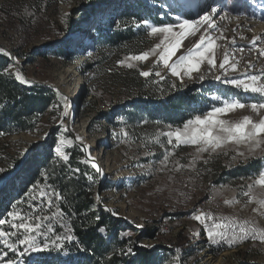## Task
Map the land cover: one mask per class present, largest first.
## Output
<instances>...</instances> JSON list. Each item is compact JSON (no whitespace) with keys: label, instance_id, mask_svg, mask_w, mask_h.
Wrapping results in <instances>:
<instances>
[{"label":"rangeland","instance_id":"374dc122","mask_svg":"<svg viewBox=\"0 0 264 264\" xmlns=\"http://www.w3.org/2000/svg\"><path fill=\"white\" fill-rule=\"evenodd\" d=\"M209 5L217 8L214 20L228 37L227 41L218 42L226 45V49L217 50V62L227 50L240 60L241 70L246 68L248 61L255 66L254 73L264 69V57H260L250 44L253 38L264 37V0H169L170 23H175L177 16L198 19ZM118 9L119 0H0V48L10 53V72L15 76L19 70L30 81L25 85L37 82L53 89L58 95L55 104L59 105L56 109L53 106L48 109L34 131L0 135V169H4L0 178L11 175L0 193L16 178L36 149H43L44 144L53 141L55 152L63 136L72 141L64 147L65 154L69 149H79L81 161L85 163L88 159L82 149H87L91 157L103 153L104 163L115 160V168L122 167L130 173L133 170L140 176L139 182L130 190L121 189V184L117 187L113 184L111 188L103 182L104 177L103 181L98 177V185H103L100 199L103 205L96 200L98 194L94 200L105 211L111 208L116 212L113 215L106 211L112 219L135 230L134 246L155 250L170 245L172 250L167 249V264H264V244L258 241L249 240L232 247H227L225 242L214 247L206 238L202 246L191 251L193 254H189L190 249L184 252L183 246L189 247L195 240L189 236L188 226L195 225L181 219L204 195L202 191L197 194L184 187L185 183H192L198 190L203 188L202 193L211 187L217 200L239 201L226 204L222 217L250 219L264 227V215L253 211L258 205L247 204L248 198L242 194L258 172L264 170V147L250 153L246 146L229 144L217 152L199 154L195 166L188 167L197 155L195 148L167 145L166 138L159 134L169 130V126L173 129L179 126L148 118L144 102L160 103L174 93L187 90L203 102L204 112H207L213 106H219L220 101L215 97L239 98L247 104L258 102L260 97L223 83L225 77L221 71H210L207 65L202 66L199 73L194 72L191 78L172 76L162 64L155 62L156 57L134 61L135 67L131 69L122 66L119 62L126 56L148 51L158 43V38L147 32L121 49L107 46L103 41L104 31L129 26L118 20ZM16 17L31 30L25 41L22 31L10 27V24L16 25L13 24L18 21L13 19ZM211 31L214 35L219 34L216 30ZM197 39L198 36L186 40L185 47L177 55ZM51 41L54 43L48 44ZM257 46L264 47V38L257 41ZM40 53L47 57L41 59ZM141 70L151 71L152 75L142 77ZM156 72L161 76H156ZM217 75L221 80L215 78ZM69 91H78L77 97H71ZM59 94L68 97L67 116H62ZM244 115L258 119L249 109L238 110L224 118L237 120ZM78 119L86 123L84 133L81 128L72 126ZM124 132L128 135H123ZM77 136L82 138V143L75 139ZM157 137L160 143H156ZM168 150L174 151L175 155L170 157L167 168L162 169L160 160ZM238 152H243L244 156L237 155ZM177 161L185 167L175 170ZM85 164L90 166V163ZM254 165H260V170L253 169ZM237 170H242L243 174L233 175ZM253 194L264 199V189L259 186L254 187ZM110 202L115 204L113 208ZM130 212L132 215H127ZM181 233L186 243L177 252L173 246ZM19 260H16L17 264H22Z\"/></svg>","mask_w":264,"mask_h":264},{"label":"trees","instance_id":"16d2710c","mask_svg":"<svg viewBox=\"0 0 264 264\" xmlns=\"http://www.w3.org/2000/svg\"><path fill=\"white\" fill-rule=\"evenodd\" d=\"M168 3L169 0H119L117 18L129 26L104 31V43L111 48L121 49L136 41L139 36L144 37L148 29L143 25L134 27L142 20H148L154 25L170 23L172 12L167 9ZM13 19L18 21L12 22L16 25L10 24V27L22 31L23 40H27L31 30L18 17ZM52 43L54 41L48 44ZM40 56L41 59L47 57L45 53H40ZM11 67L10 57L0 54V135L34 131L44 114L58 100L57 93L51 88L20 83L10 72ZM144 102L147 104L148 118L179 127L192 116L206 110L203 102L187 90L174 93L160 103L149 104L148 100ZM55 144L49 141L43 145V149H36L16 178L0 193V218L10 219L7 213L14 210L13 205H18L16 210L22 215L27 214L29 205L37 203L29 198L34 185L45 188L49 193L55 189L62 199L56 201L53 196L55 203L51 210L44 204V212L40 214L50 216L51 211H55L58 205L64 216L52 218L51 226L55 231L49 233V236L54 239L57 234H71L76 239L64 241L62 249H56L49 244L47 250L39 253L28 252L23 257L19 256L23 246L17 244V252L13 253L0 241V253L7 252L6 259H20L22 264H167V249L172 250L170 245L155 250L134 246L132 241L135 230L120 220L112 219L102 207L95 206L98 175L81 161L80 150L69 149V160L64 161L54 152ZM252 168L259 171L260 165ZM240 174H243L242 170L233 172L235 176ZM67 220L70 221V232L65 227ZM4 227L7 229L8 226ZM100 227L105 229L103 233L99 231ZM37 239L40 241L43 237ZM15 240L16 237H10L8 243H14ZM185 243V237L181 233L174 245L177 244L181 249ZM226 246L229 247L228 244ZM128 248L132 249L130 253ZM189 254H193L191 250Z\"/></svg>","mask_w":264,"mask_h":264},{"label":"snow or ice","instance_id":"6c2138e0","mask_svg":"<svg viewBox=\"0 0 264 264\" xmlns=\"http://www.w3.org/2000/svg\"><path fill=\"white\" fill-rule=\"evenodd\" d=\"M217 11L216 7L209 5L207 10L198 19L177 16L175 23H161L159 25H153L148 20H142L136 26L140 27L143 25L149 29L148 35L157 37L158 43L148 51H143L137 55L126 56L124 60L119 62L122 66H127L131 69L135 67L134 61H147L150 57H156L155 62L157 64H162L165 69L170 71L172 76L178 78H182L183 76L191 78L194 72L199 73L202 66L207 65L210 71H221L225 77L222 81L223 83L232 85L244 93H251L260 97L258 102L250 104L241 102L239 98L221 99L220 97H215L216 100L220 101L219 106H213L211 110L203 114L192 116L181 127L173 129L172 126H169V130L161 132L159 135L165 137L167 145L173 148H179L181 146H192L195 148L197 155L193 157V162L188 167L195 166V161L200 158L199 154H211L229 144L246 146L250 153L264 147V69H260L254 73L252 69L255 66L251 61H248L246 68L241 70L239 67L240 60L236 59L235 56H231L227 50L224 51L219 63L217 62V50L220 48L226 49V45H221L218 42L228 40V37L218 28L214 20ZM211 30H216L219 34H212ZM197 36L198 39L190 47H187L177 55L185 47L186 40L190 37ZM262 38L264 37L257 36L250 41L252 49H255L260 57H264V47H258L257 41ZM231 43L235 44V40H232ZM0 54L5 56L10 55L4 48H0ZM139 74L147 78L152 75V72L141 70ZM155 75L159 77L161 73L156 72ZM15 78L22 84L30 83L19 70L16 71ZM215 78L221 80L220 75H217ZM200 79H203V76ZM172 87H175V84ZM59 101L63 105L62 116H67L68 97L59 94ZM57 107L59 105H53V109ZM243 109H249L258 119H254L252 115H244L237 120L224 118L230 113H235ZM65 131H67L66 128ZM123 135L127 136L128 134L124 132ZM75 139L82 143L81 137L77 136ZM71 143L72 141L62 136L57 144L56 153L64 161L69 160V155L65 154L63 149ZM156 143H160L158 137ZM163 146L161 144V147ZM84 151L87 152V149H84ZM174 155V151L168 150L165 152L163 158L160 160L162 169L167 168L170 157ZM237 155L244 156V153L238 152ZM84 162L91 163L92 168L97 173L101 172V168L91 158L90 154L89 159ZM183 167L185 165H181L178 161L175 163V170H180ZM3 171L4 169H0V172ZM255 186L264 189V170L258 172L253 182L247 185L248 190L242 193L243 196L248 198L246 201L247 204L256 203L258 205L253 211L264 215V199H259L253 194ZM53 196L56 201L62 199L61 194L56 192L55 189L49 193L45 188L34 185L29 198L32 201H37V203L29 205L27 214L22 215L19 210H16L18 205H13L14 210L7 213L10 219L0 218V241L10 251L16 253L17 244L23 246V251L19 252V256L23 257L28 252H43L49 248V244L56 249H62L64 247V241H73L76 239L71 234H65L63 236L57 234L54 239L49 236V233H54L55 231L51 226L52 218L64 216V212L58 205L55 211H51L50 216L40 214L44 212V208L42 207L44 204L51 210L55 203ZM100 199L97 195L96 200L100 201ZM224 203L230 205L239 203V201L225 200ZM37 209L39 212H37ZM106 211L116 215V212L111 208H107ZM192 219L204 226L208 240L213 244L224 241L229 247H232L249 240L264 244V227L259 226L253 220L234 217H216L211 212L199 210L193 214ZM45 221H48V223H45ZM5 225L8 226L7 229L4 227ZM21 231L22 235H20ZM68 231L70 232L71 230L69 229ZM99 231L103 233L105 229L100 227ZM127 235H130V233ZM10 237H16L14 243H8V238ZM38 237H43V240L38 241ZM127 251L130 253L132 249L128 248ZM177 252H179V249H177ZM7 255V252L0 253V264H17L15 259H6Z\"/></svg>","mask_w":264,"mask_h":264},{"label":"bare ground","instance_id":"6f19581e","mask_svg":"<svg viewBox=\"0 0 264 264\" xmlns=\"http://www.w3.org/2000/svg\"><path fill=\"white\" fill-rule=\"evenodd\" d=\"M66 79H64L65 81ZM66 90V89H65ZM71 97H74L76 98L77 97V94H78V91L76 92H72V91H69V93ZM72 115V114H71ZM70 115V116H71ZM72 120V116H71V119L70 121ZM72 126L75 128V129H79L81 128L82 130V133L85 132V125L86 123H82L80 122V120H76L74 122H72ZM104 150V149H103ZM56 152V151H55ZM92 155V154H91ZM102 155L103 153H99L97 155H94L95 157H92L93 160L95 161V163L101 168V172H99V178H102L104 177L105 178V183L107 184H110L109 186L112 188L114 185L115 187H117L118 184H121L122 185V188L123 190H127V189H131L132 186H134L136 183L139 182L140 180V176H137L135 175V172L132 170L133 173H130V172H127L126 169H123L122 167H118V168H115L116 164H115V160H112L110 161L109 163H104L103 162V158H102ZM106 162V161H105ZM90 166H91V163H90ZM122 168V169H120ZM120 169V170H118ZM96 171V170H95ZM110 176H113L115 178H112ZM182 179V178H181ZM184 179V178H183ZM188 179V178H187ZM99 180V181H101ZM187 181V180H186ZM188 181H190L188 179ZM191 183V182H190ZM197 183V182H196ZM105 184V186L107 185ZM114 184V185H113ZM192 184V183H191ZM189 184V183H185L184 187L185 188H188L189 190L191 191H194V193H197L198 191H204L203 188L201 189H197L196 186L194 184ZM198 184V183H197ZM200 185V183H199ZM203 184H201L200 186H202ZM138 189H134V191H136ZM184 190V188H183ZM187 191V190H186ZM188 192V191H187ZM201 194H204L203 195V198L198 202L196 203L192 209H190L189 211H187L182 217L181 219H186L188 220V222H190V224H194L195 226H193L192 228L190 226H188V230L190 229V234L189 236H192L191 238L195 239L194 242L192 243V245L190 246L189 244V247H185L183 246L184 248V252L187 251V249H190L191 251L194 249V248H197V247H200L202 246L204 243H205V240L207 237V234H206V231L204 230V226L202 224H200L198 221L192 219V216L193 214H190V211H196V208H199L201 211H204V212H211L214 216L216 217H222V213L226 207V204L224 203V200L223 199H220V200H217L213 197L212 195V189L211 187L209 188V190H207V192H204ZM193 194V193H192ZM198 194V193H197ZM202 196V195H201ZM216 196V195H215ZM200 197V196H199ZM101 205H103V201H100L99 202ZM94 204L95 206L97 207H102L100 205H98V203L96 201H94ZM110 207H114L115 204L113 202H110L109 203ZM115 210V209H114ZM127 215H132V213H128ZM69 219V218H68ZM187 225V224H186ZM65 227L67 230H69L70 226L69 224H67V221H66V224H65ZM166 228V227H165ZM167 229V228H166ZM173 229V228H172ZM165 231V230H164ZM186 232V231H185ZM202 235L201 237L199 235ZM221 245L225 244L224 241H221L220 242ZM213 246L215 247L216 245L213 244ZM173 249L175 251H177L178 246L177 245H174L173 246ZM181 251V250H180ZM181 253V252H180ZM178 255V254H177ZM181 256V255H180ZM182 257V256H181ZM205 258V257H204Z\"/></svg>","mask_w":264,"mask_h":264},{"label":"water","instance_id":"95a60500","mask_svg":"<svg viewBox=\"0 0 264 264\" xmlns=\"http://www.w3.org/2000/svg\"><path fill=\"white\" fill-rule=\"evenodd\" d=\"M26 79H28V78H26ZM28 80H29V79H28ZM33 84H38V83H37V82H34ZM82 150H83V153H84L85 157H86L87 159H89V155H88V153L85 152L84 149H82ZM91 158H92V157H91ZM92 159H93V158H92ZM10 177H11V175H9V176H7V177H5V178H0V188H2V187L5 185V183L7 182V180H8ZM102 187H103V185H102V183H100L99 186H98V189H97V194L100 195V198L102 197V196H101V194H102Z\"/></svg>","mask_w":264,"mask_h":264},{"label":"built area","instance_id":"2783aa9c","mask_svg":"<svg viewBox=\"0 0 264 264\" xmlns=\"http://www.w3.org/2000/svg\"><path fill=\"white\" fill-rule=\"evenodd\" d=\"M197 210H199V211H201L199 208H196V211ZM196 211H190V214H194ZM210 223V222H209ZM67 224H69V226H70V221L69 220H67ZM219 243H216L215 245H218Z\"/></svg>","mask_w":264,"mask_h":264}]
</instances>
